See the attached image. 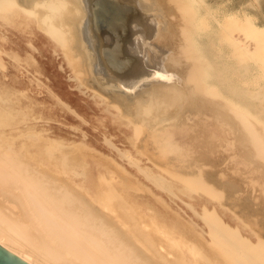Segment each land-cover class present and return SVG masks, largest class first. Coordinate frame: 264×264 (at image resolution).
Instances as JSON below:
<instances>
[{
  "label": "bare ground",
  "instance_id": "1",
  "mask_svg": "<svg viewBox=\"0 0 264 264\" xmlns=\"http://www.w3.org/2000/svg\"><path fill=\"white\" fill-rule=\"evenodd\" d=\"M218 13L206 0H0V248L26 264H264V26ZM48 50L119 125L129 149L104 137L125 165L52 127L33 82L85 118L40 80ZM4 56L32 64L29 80ZM227 145L236 158L220 162Z\"/></svg>",
  "mask_w": 264,
  "mask_h": 264
},
{
  "label": "rangeland",
  "instance_id": "2",
  "mask_svg": "<svg viewBox=\"0 0 264 264\" xmlns=\"http://www.w3.org/2000/svg\"><path fill=\"white\" fill-rule=\"evenodd\" d=\"M254 1L255 0H206V3L210 4L212 8L219 10V15L231 12H236L240 15L252 14V16H256L257 23L261 26H264L262 25L264 24V0H259L257 2ZM248 3L250 4L249 6ZM248 9H250V12ZM254 12L256 13L255 15H253ZM22 53H24V51H22L21 54ZM35 58L38 61V67L40 66L44 72V76H41L40 78L43 84H47L48 87L51 85L54 91L64 102L72 106L73 109H75L85 118V121L77 118L66 108L57 105L55 100L49 97L45 86H42V84L38 85L37 83L33 82L31 85L33 89L32 96H35L41 102H45L47 108L46 111L49 113L50 107L58 119H60V122L51 123L52 127L54 129L56 128V131L63 130L65 134L71 138V140L75 141L82 139V135L85 133L87 135L85 138L86 142L102 153H105L121 162L117 153L106 144L104 135H107L119 148L129 149L130 147L126 142L125 136L121 132V128L113 120L111 115L104 111L103 105L99 103L98 99L93 97V94L90 90L86 89L85 87L80 89L77 87V83L71 79V73L59 55H56L54 52L48 50L43 52L42 55L36 54ZM4 59L10 75H18L24 82L29 80L31 77L30 73L34 71V66H32V64L28 65V63L23 61L18 63L11 57L8 58L7 56H4ZM73 127H77V129H73ZM223 152V154H217L219 157L214 155L220 162L225 160L227 156L224 155L227 153H229V158H236V154L230 145H227L225 147V151ZM228 163L226 160L225 164H221L223 167L219 165L216 170H221L222 168L231 166V162L229 161ZM126 167L130 172H136V170L129 165ZM134 175H137L141 181H144V178L141 175ZM157 192H159V194H161L163 198L167 200L173 209L178 210L183 218L198 220L194 213L184 203H182L179 198H175L172 201L167 192ZM181 197L185 199L184 196Z\"/></svg>",
  "mask_w": 264,
  "mask_h": 264
},
{
  "label": "water",
  "instance_id": "3",
  "mask_svg": "<svg viewBox=\"0 0 264 264\" xmlns=\"http://www.w3.org/2000/svg\"><path fill=\"white\" fill-rule=\"evenodd\" d=\"M0 264H26L18 257L8 253L6 250L0 248Z\"/></svg>",
  "mask_w": 264,
  "mask_h": 264
}]
</instances>
